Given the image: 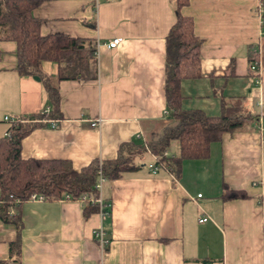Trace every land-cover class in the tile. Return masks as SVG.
I'll return each mask as SVG.
<instances>
[{
  "label": "crops",
  "instance_id": "crops-1",
  "mask_svg": "<svg viewBox=\"0 0 264 264\" xmlns=\"http://www.w3.org/2000/svg\"><path fill=\"white\" fill-rule=\"evenodd\" d=\"M264 0H188L180 11L192 17L204 39L202 76L181 83L184 109L221 115L223 104L253 113L264 100ZM41 33H64L98 44V77L59 82V126L39 127L23 139L24 159H65L81 170L96 159L111 160L124 142H141L168 116L167 36L176 22V0H45L35 9ZM120 44L109 47L111 40ZM0 140L23 118L52 109L42 79L17 71V43L0 41ZM259 54L260 76L250 70ZM234 58V59H233ZM234 61V63H232ZM58 76V65L42 64ZM260 78V80L258 79ZM259 80V81H257ZM102 120L101 126L92 122ZM173 141L165 151L175 156ZM145 166L106 181L109 215L85 216L74 199L22 204L21 253H11L18 229L0 218V264H264V128L249 124L211 144L209 157L185 159L174 174ZM225 185L247 193L224 199ZM207 217L205 222L201 218ZM109 243L102 248L96 231Z\"/></svg>",
  "mask_w": 264,
  "mask_h": 264
},
{
  "label": "trees",
  "instance_id": "trees-1",
  "mask_svg": "<svg viewBox=\"0 0 264 264\" xmlns=\"http://www.w3.org/2000/svg\"><path fill=\"white\" fill-rule=\"evenodd\" d=\"M44 1L0 0V41L17 43V71L21 75L40 77L52 106L46 114L17 118L0 140V218L19 231L18 239L10 247L11 253L17 257L21 253V207L32 194H42L46 200L63 199L66 194L74 200L83 194L98 198L99 169L108 181H115L128 172L144 167L145 162L138 159L147 153L157 157L155 162L160 168L167 166L179 175L185 159L209 157L211 144L221 141L224 134L249 124L255 123L256 128L261 122L264 124V117L261 121L259 113L245 110L240 104L228 107L224 103L218 116L208 115L201 109L183 108L181 83L185 79L202 76L201 49L204 39L195 34L193 18L184 16L180 11L188 0H176L177 19L167 36L166 97L169 114L166 120L149 132L143 141L122 143L115 159H96L81 170L75 169L72 162L65 159H24L23 139L35 129L49 125L50 120L62 116L59 82L95 79L99 72L98 44L95 40L64 33H41L42 20L34 12ZM1 55L0 50V58ZM248 60L251 70V65L259 62V54L250 51ZM45 61L58 65L56 78L43 73L42 64ZM173 141L178 142V153L166 156L165 151ZM222 196L233 199L246 197L247 193L225 185ZM107 204L110 212V204ZM12 209H15V214H11ZM98 211L99 203L85 204L86 217Z\"/></svg>",
  "mask_w": 264,
  "mask_h": 264
},
{
  "label": "built area",
  "instance_id": "built-area-1",
  "mask_svg": "<svg viewBox=\"0 0 264 264\" xmlns=\"http://www.w3.org/2000/svg\"><path fill=\"white\" fill-rule=\"evenodd\" d=\"M259 14L261 15V18H262L261 23H262V27H263V31H264V9H263V7L260 8ZM121 41H122L121 38H115V39L111 40V42L109 43V47L115 48V47H117L120 44ZM251 71L256 73L257 76H260V70H259L258 62H254L251 65ZM258 79L260 80V78H258ZM259 80H257V81H259ZM258 107H259V112L258 113L260 114L261 121H262L263 117H264V100H261L258 103ZM48 112H50L49 108L44 109L41 113L42 114H46ZM166 114L167 115L169 114L168 110L166 111ZM5 120L12 124V123H14L17 120V118H14V117H11V116H6ZM49 123H50V126L52 128H57L59 126V120H53L52 119V120L49 121ZM101 123H102V120H97V121L92 122V126L93 127H99V126H101ZM259 128H262V129L264 128V124L262 122H261ZM165 155L167 156L166 152H165ZM149 167L151 169V172L154 173V174L158 173V171L160 170V166L157 165L156 162L150 163ZM98 175H99V180H98V183L96 185V188L99 190L100 196L98 198H94L90 194H83L77 200H81V201L85 202V204H87L89 202L99 203L100 204V212H101L103 217H106V216L109 215V210L107 209L108 208V206H107L108 204L105 201L102 192H103L104 184L107 181V179L104 176V174H103L101 169L98 170ZM64 199H72V197H71L70 194H66ZM45 200H46V198H45L44 195L37 194V193L32 194V196L28 199V201H34V202H36V201H45ZM17 202H20V201L17 200ZM11 214H15V209L11 210ZM206 220H207V217L204 216L203 218H201L200 221L201 222H205ZM105 235H106L105 230L102 227H100L96 231V236L99 238L102 248H105L107 246V244L109 243V240L106 239Z\"/></svg>",
  "mask_w": 264,
  "mask_h": 264
},
{
  "label": "water",
  "instance_id": "water-1",
  "mask_svg": "<svg viewBox=\"0 0 264 264\" xmlns=\"http://www.w3.org/2000/svg\"><path fill=\"white\" fill-rule=\"evenodd\" d=\"M36 78H37V79H40V77H38V76H37Z\"/></svg>",
  "mask_w": 264,
  "mask_h": 264
}]
</instances>
